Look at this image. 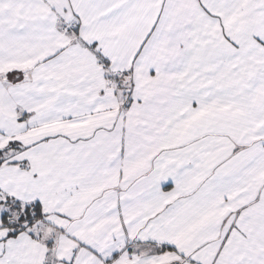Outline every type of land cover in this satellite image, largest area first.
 Returning <instances> with one entry per match:
<instances>
[{
    "label": "snow or ice",
    "instance_id": "snow-or-ice-1",
    "mask_svg": "<svg viewBox=\"0 0 264 264\" xmlns=\"http://www.w3.org/2000/svg\"><path fill=\"white\" fill-rule=\"evenodd\" d=\"M0 264H264V0H0Z\"/></svg>",
    "mask_w": 264,
    "mask_h": 264
}]
</instances>
